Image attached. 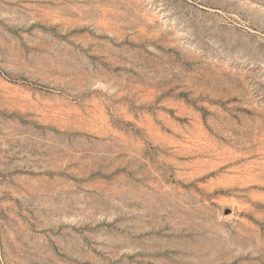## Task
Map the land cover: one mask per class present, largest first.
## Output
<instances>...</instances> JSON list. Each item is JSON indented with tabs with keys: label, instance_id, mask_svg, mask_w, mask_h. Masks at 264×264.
<instances>
[{
	"label": "rangeland",
	"instance_id": "1",
	"mask_svg": "<svg viewBox=\"0 0 264 264\" xmlns=\"http://www.w3.org/2000/svg\"><path fill=\"white\" fill-rule=\"evenodd\" d=\"M0 264H264V0H0Z\"/></svg>",
	"mask_w": 264,
	"mask_h": 264
}]
</instances>
